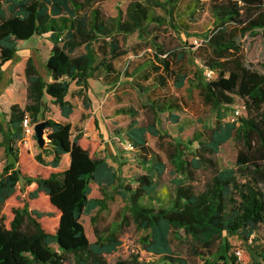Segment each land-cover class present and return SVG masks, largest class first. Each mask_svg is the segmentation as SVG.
I'll list each match as a JSON object with an SVG mask.
<instances>
[{
    "label": "trees",
    "instance_id": "1",
    "mask_svg": "<svg viewBox=\"0 0 264 264\" xmlns=\"http://www.w3.org/2000/svg\"><path fill=\"white\" fill-rule=\"evenodd\" d=\"M101 1L105 0H0V69L19 41L48 34L53 42L44 60L46 74L27 56L24 98L3 103L0 264H143L137 256L106 260L104 255L117 251L120 244L117 226L101 233L94 225L93 242L84 232L81 215L105 208L103 199L88 197L90 182L101 189L102 179L115 177L106 159L98 156L100 141L68 120L75 105L67 98L71 84L76 88L70 98L84 100L89 79L112 76L113 60L130 51L122 41L134 33L140 46L152 50L132 72L151 75L162 88L169 86L172 77L176 89H196L202 104L216 117L212 127L194 132L184 142L161 132L153 119L139 125L134 118L127 125L125 136L131 148L150 165L149 173L134 178L133 189L125 186L129 197L123 195L128 199L125 211L146 231L145 250L173 264H188L173 255L169 238L172 230H182L191 239L189 253L200 259L199 264H242L228 241L220 245L218 241L224 235H238L246 243L247 264H264V235L259 234L264 230V71L244 62L234 39L258 31L264 37V0H210L217 28L205 42L215 58L201 64L188 57L186 46L168 49L158 41L168 26L188 33L181 17L194 16L198 6L180 9V0H123L124 5L115 4V15L105 16L98 5ZM228 24H233L232 29ZM207 69L213 71L210 77ZM235 97L243 101L245 113L230 121L224 117ZM49 103L58 106L63 119L45 117ZM181 104L182 97L161 96L151 99L146 108L167 112L173 121L177 119L173 112L181 110ZM119 110L135 117L132 108ZM25 115L32 124L49 123L38 155L22 141ZM146 133L156 138L154 148L165 153L172 167L173 196L169 201L159 199L157 206L143 200L152 201L156 178L165 165L148 144ZM228 139L238 146L235 161L218 168L215 154ZM65 153L69 163L60 167ZM47 154L51 158L46 162L42 156ZM204 169L209 175L201 177Z\"/></svg>",
    "mask_w": 264,
    "mask_h": 264
},
{
    "label": "rangeland",
    "instance_id": "2",
    "mask_svg": "<svg viewBox=\"0 0 264 264\" xmlns=\"http://www.w3.org/2000/svg\"><path fill=\"white\" fill-rule=\"evenodd\" d=\"M123 0L101 1L98 5L105 16L116 14L115 4L124 5ZM187 6L195 8V15H183L181 19L188 27V33L184 30L174 32L171 27H167V33L159 34L158 41L164 48L186 46L188 57L194 59L197 64L203 63L204 60L215 58L214 53L210 50L205 42V37L211 35L217 28L213 22V15L210 9V0H180V9ZM233 24H228L227 28L232 29ZM240 46L241 54L244 62L252 68L264 71V37L258 31L257 34L243 35L237 34L234 38ZM52 41L47 34L42 36H32L25 41H19L17 50L12 58L5 62L0 69V125L4 127L3 103L5 101H21L25 95V78L23 74L24 62L27 56H32L37 69L46 74L44 60L47 57ZM139 38L136 33L129 35L122 46L130 51L115 61L116 67L122 72L121 80L113 86L105 88L101 82L95 79H89V96L86 95L84 100L72 96V100L76 101V105L83 109L72 112L69 116L73 120V124H83L87 119L85 111L89 108L96 107L99 109L100 118H90L85 123V134L91 138L100 141L98 156L106 159L114 173L115 179L112 181L102 179V187L98 186L95 181L90 182L91 192L88 197L101 198L105 203V208L96 207L89 213L81 215V222L84 232L90 242L96 239L94 233V225L101 233H107L116 226V234L120 244L117 251L105 254L104 257L108 262L117 259H129L137 256V259L143 264H173L163 259V256L155 255L145 250L142 243V237L146 234L141 228H138L132 221V215L126 210V204L130 192L125 194V186L128 185L132 189L136 186L134 180L140 174L149 173L150 165L144 163L138 152L131 148L129 141L125 136L127 125L133 118L138 120L139 125L150 123L151 119L155 120V127L161 132L171 135L173 138L186 141L194 132H203L204 127H212L215 124V113L201 102L200 96L196 89L189 91L186 88L176 89L170 77L169 86L162 88L155 84L151 75L144 76L140 71L133 73V68L140 66L150 53L152 47L138 44ZM139 70V69H138ZM130 75V76H127ZM75 85H70V91L67 98H70L71 92L75 90ZM104 93V95H103ZM104 96V98L102 97ZM161 96L182 97V109L173 112L177 116L176 120L170 121L166 112L155 111L154 114L146 108L147 104H151V99ZM91 99L92 101H89ZM99 102V103H98ZM241 102L240 98L235 97L232 109L226 110L225 119L229 120L233 112V106ZM98 103V104H97ZM97 104V105H96ZM49 110L46 112V118L62 119L58 106L49 103ZM99 105V106H98ZM98 106V107H97ZM132 108L136 112L135 117L128 113H122L121 108ZM82 112V114H81ZM245 111H243V114ZM242 114V115H243ZM86 122V121H85ZM148 144L155 147L156 138L146 133ZM2 135L0 134V140ZM195 144V143H194ZM26 146L35 153L39 149L37 141L33 136L29 137ZM155 149V148H154ZM156 150V149H155ZM238 146L232 139H228L221 144L219 151L215 154V160L218 168L230 167L233 165ZM159 157L165 165L163 174L156 178L158 188L152 196V201L144 199L145 204L157 206L159 199L169 201L174 193V186L171 183L173 176L169 173L172 169L166 155L162 151L156 150ZM4 154L3 147L0 146V157ZM46 160V155L42 156ZM63 166H67L66 158L62 161ZM209 170H201L200 176L209 175ZM264 192V186H262ZM126 196L127 198L123 197ZM126 218L123 220V215ZM94 219V224L92 223ZM123 220V221H122ZM260 235H264L263 228L259 231ZM173 255L188 260V264H199L200 259L189 253L191 247V239L182 230H172L169 234ZM228 241L231 246L230 251L239 250L238 258L242 264H247L250 260L249 253L245 247V242L238 235H224L219 241ZM235 255H237L235 253ZM238 256V255H237Z\"/></svg>",
    "mask_w": 264,
    "mask_h": 264
},
{
    "label": "crops",
    "instance_id": "3",
    "mask_svg": "<svg viewBox=\"0 0 264 264\" xmlns=\"http://www.w3.org/2000/svg\"><path fill=\"white\" fill-rule=\"evenodd\" d=\"M48 35V34H47ZM149 57V56H148ZM119 59V58H118ZM118 59H114L113 60V66H114V68H115V73H113L112 74V76L110 75V77L109 78H107V79H105V80H97V81H99V82H101V84H102V86H103V92L105 91V88H107V87H110V86H113V85H116L120 80H121V77H119L118 78V80H116L115 81V77L117 76L116 74L118 73V72H121V71H119V69L116 67V65H115V61L116 60H118ZM142 63V62H141ZM134 68H138V66L136 65ZM133 68V69H134ZM101 76H103V74L101 73ZM100 76V77H101ZM96 80V79H95ZM170 83V82H169ZM89 90H90V88L88 87L87 88V91L85 92V94L86 95H88L89 96ZM103 95H104V93H103ZM102 95V97L104 98V96ZM76 99L75 100H78V96H74ZM72 98V97H71ZM71 98H68V99H70L73 103H74V109H73V112H76L77 110H78V108H77V106L79 107V109L80 110H83L80 106H79V104L78 105H76V101H74V100H72ZM89 101H92L91 99H89ZM93 102V101H92ZM99 103V102H98ZM97 103V104H98ZM96 104V105H97ZM99 106V105H98ZM97 106V107H98ZM85 115H86V117H87V119L86 120H84V122H83V124H77V126H80L81 128H82V130L84 131L85 130V123H87V121L92 117V118H94V117H96L97 119L98 118H100L99 117V109L98 108H96V107H93V108H89L88 110H86L85 112ZM153 113V112H152ZM167 113V112H166ZM81 114H82V112H81ZM167 118L169 119V115H168V113H167ZM63 119V118H62ZM134 119V118H133ZM68 120L72 123V125H76V124H73L74 122H73V120L71 119V117L70 118H68ZM86 121V122H85ZM85 133V132H84ZM31 151V153L32 154H34V155H38L39 154V149H36V151H35V153H33L32 152V150H30ZM51 158V155L50 154H47L46 155V162L49 160ZM64 158H66V162H67V165H68V163H69V156H68V154L67 153H65V154H63L62 155V158H61V161H60V167H66V165L65 166H63L62 165V161H63V159Z\"/></svg>",
    "mask_w": 264,
    "mask_h": 264
},
{
    "label": "built area",
    "instance_id": "4",
    "mask_svg": "<svg viewBox=\"0 0 264 264\" xmlns=\"http://www.w3.org/2000/svg\"><path fill=\"white\" fill-rule=\"evenodd\" d=\"M205 73L209 77L211 75H213V71L212 70H209V69H207L205 71ZM244 109H245V106H244L243 101H241L237 105H234L233 106V112H232L231 116L229 117V120L230 121H236L237 118H238V116H240V115L243 114ZM33 125L34 124L30 123L28 116L25 115L24 118H23V120H22V129H23V138H22V141H23V143L25 145L27 144V142L29 140V137L30 136H33V134H34ZM235 253L238 255L237 258H239L240 257V251L239 250H236Z\"/></svg>",
    "mask_w": 264,
    "mask_h": 264
},
{
    "label": "water",
    "instance_id": "5",
    "mask_svg": "<svg viewBox=\"0 0 264 264\" xmlns=\"http://www.w3.org/2000/svg\"><path fill=\"white\" fill-rule=\"evenodd\" d=\"M49 123L46 120L36 122L33 125L35 139L38 146H42L45 143L44 131L47 128Z\"/></svg>",
    "mask_w": 264,
    "mask_h": 264
}]
</instances>
